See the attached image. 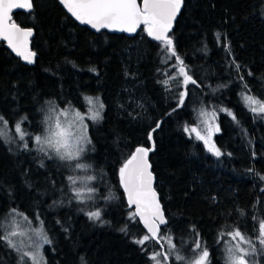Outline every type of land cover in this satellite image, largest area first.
Instances as JSON below:
<instances>
[{
    "label": "trees",
    "instance_id": "obj_1",
    "mask_svg": "<svg viewBox=\"0 0 264 264\" xmlns=\"http://www.w3.org/2000/svg\"><path fill=\"white\" fill-rule=\"evenodd\" d=\"M13 21L34 30L36 55L25 65L0 42V116L10 128L26 117L22 127L38 134L47 104L80 109L88 97L104 104L88 130L84 161L93 179L84 191L78 187L83 203L68 180L78 176L66 164L11 148L0 133V218L4 223L16 209L41 223L51 241L44 264H82V257L87 264H153L149 256L162 249L154 241L147 247L135 242L147 233L137 217L130 219L135 212L120 181V168L137 147L151 149L150 170L167 220L161 228L181 255L192 261L197 232L210 264H225V244L218 240L230 237L222 233L239 228L255 238L264 219V113H253L243 96L264 102V0H183L169 37L199 85L187 88L178 77L167 88L161 83L169 72L159 58L160 42L139 39L141 31L133 37L94 33L57 0H32V10L14 13ZM131 48H138L137 57L129 56ZM130 88L142 97L140 109L127 103ZM182 91L187 95L178 108ZM200 108L216 114L220 157L185 131ZM97 210L100 220L89 219ZM258 258L264 264V254ZM17 260L0 242V264ZM167 264L179 262L173 257Z\"/></svg>",
    "mask_w": 264,
    "mask_h": 264
},
{
    "label": "snow or ice",
    "instance_id": "obj_2",
    "mask_svg": "<svg viewBox=\"0 0 264 264\" xmlns=\"http://www.w3.org/2000/svg\"><path fill=\"white\" fill-rule=\"evenodd\" d=\"M61 3L65 5L68 12L77 21L81 24L91 25L97 31L102 28H108L134 33L138 27L143 25V31L149 37L161 42L162 50L168 54L167 59H171L172 57L176 59V64L172 67L176 69L177 75H169L161 83L167 88L171 81L177 80V76H182L185 88L189 84L199 86L197 81L189 75L187 66L175 51L173 40L168 35L172 27V21L180 11L183 0H143L142 7L138 5L137 0H61ZM31 7V0H22V2H19V0H0V36L27 63H33L32 58L36 55L27 46L28 38L32 35V31L30 29L24 30L18 27L16 23H8V21L11 20L9 13L13 8L31 9ZM225 48L226 51H230L227 45H225ZM162 63H167V60H162ZM236 69L239 71L240 65L237 64ZM240 79L243 80V77H240ZM186 95V91L180 92L177 104L178 108L184 105ZM244 99L249 103L250 110L253 113H264V102L258 101L251 96H245ZM87 102L89 105H94L90 109L91 114L89 119L92 121L99 120L104 104L100 102L99 97H96L95 100L88 97ZM173 111H176V109H173ZM220 111L228 112L229 115H232L233 120H235V116L229 110L220 109ZM201 114L209 115L203 112ZM210 115L214 122L216 118L215 112ZM25 119L27 118L22 117L21 120L17 121L14 128L19 139L24 141V149L29 150V144L25 141V136H28L29 139H32V137L22 127ZM205 123L208 124L206 135H202L195 127L191 129V132L196 133V139L203 141L209 152L216 157H220L222 155L220 149L212 142V125L208 121H205ZM0 124L7 127L8 121L3 116H0ZM79 125V129L75 133L63 129L59 123H57L55 129H45L43 133L34 137L35 143L38 146L36 150L44 153L45 156L51 159L53 157L49 155L48 151H45L47 148L54 153L56 158L60 161L69 162V167H74L75 169L88 167L80 162V158L86 151L85 145L90 144L91 141L87 136V125L82 122V118L79 121ZM159 126V123H157L156 127L158 128ZM73 127H75V124L70 125V128ZM185 131L188 132L189 129L185 127ZM215 131H219V128L217 127ZM149 139H152L151 132L149 133ZM150 151L151 149L145 147H137L120 168V181L124 191L127 193L129 206L135 205L136 207V211L131 215L130 219H135L136 216H139L140 221L143 222L148 230V234H145L135 242L143 247L149 246L153 241L156 244H160L162 250L153 252L149 256L153 264H167L173 257L179 264H193L192 261L181 255V251L177 248L173 237L162 231L161 226L166 228L167 220L156 197V193L152 189L153 177L148 162V153ZM87 179L92 180L93 177L89 176ZM261 179H264V177H261ZM68 180L71 186L77 184V180L73 176H69ZM72 191L75 198L83 203L81 189L72 187ZM87 191L92 193L95 192V189L88 188ZM11 212L14 214L11 219H14L15 215L23 216V213H19L16 209H12ZM87 215L89 219L100 220L101 211H91ZM241 215H243V212H241ZM23 218L26 221L28 220L27 217ZM31 231L35 235L36 240H33L32 244H28L25 239L27 233L20 225L9 224L5 226L3 218H0V242H3L8 248L16 252L18 257L17 264H29V261L31 264H42L43 256L39 252V248L41 247V243L39 242L43 244L51 243L42 225L37 229H31ZM121 231L126 232L127 226L122 228ZM224 235L230 237V242L222 241L221 239L218 240V243L224 242L225 244V264H255L253 257L258 253L264 254V219L259 221V228L254 239L243 233L239 228L222 233V236ZM27 239H31V237H27ZM162 241L166 242V249L165 244L161 243ZM197 250L198 258L195 259L194 264H210L208 259L210 255L209 251L202 244L198 232L196 233L193 251L197 252ZM81 261L82 264H87L83 257Z\"/></svg>",
    "mask_w": 264,
    "mask_h": 264
},
{
    "label": "rangeland",
    "instance_id": "obj_3",
    "mask_svg": "<svg viewBox=\"0 0 264 264\" xmlns=\"http://www.w3.org/2000/svg\"><path fill=\"white\" fill-rule=\"evenodd\" d=\"M140 33L141 34H140L139 39H143V36L146 37V35H147V33L143 31V27H142ZM157 50L159 52V56H160L159 58H160L161 63H162V60H167V63H162L164 65V69H165L164 73L168 74V72H169V75L176 76L177 75L176 69L172 67L173 65L176 64L175 57H172L171 59H167L168 54L162 50L161 42L159 44H157ZM128 53H129L130 57L131 56L137 57L139 50H138V48H131V49H129ZM126 55L128 57L127 51H126ZM124 58H125V55H124ZM177 77L179 78V80L181 82V87H184L183 77L182 76H177ZM130 81L132 82L133 80H130ZM130 89L131 90H128L129 98L127 100V103L132 104V106L135 107L136 109H140L142 97H139L136 90H134L132 88H130ZM247 96H250V95H247ZM244 97L245 96H243V98ZM91 98H93V100H95L94 97H91ZM244 102H245L246 106L248 108H250L249 103L246 102L245 99H244ZM93 107H94V105H89L87 100H86V103L84 104V107L80 108V109L70 107V106L58 107L55 104H47L46 108L44 109V113L42 115V128L38 134L43 133L45 131V129H47V128L55 129L57 123H59L63 129H67V130H70V131L75 133L79 129V126H80L79 121L82 118V122L87 125V136L89 138L88 130H89L90 125L94 124L100 120L99 119L97 121H92L91 119H89V116L91 114L90 109H92ZM202 112L207 113L209 115H202L201 114ZM77 113H79V115H77ZM211 113H213V112L208 110V109H204V108H200L197 110L194 124L188 126V129H189L188 133L190 135H192L195 139H196V133L191 132V129L195 127L197 129V131H199L202 135H206L207 134L206 129L208 127V124H206L205 121H208L209 123H211L212 128H213L212 142L214 143V136L218 132V131H215V129L218 127V123H217L216 118H215V121L213 122L212 116L210 115ZM101 114H102V111H101ZM72 124H75V127L70 128V125H72ZM0 133L2 134L5 141L7 142V144H9V146L11 148H14L16 150L24 149V147H23L24 141H21L19 139L18 135L15 133L14 125L10 128L9 126L5 127L3 124H0ZM38 134H35V135H38ZM35 135H31L32 139H28L27 138L28 136H25V141H27V142L30 141V145H32V146H29V149H31V150H36L38 147L35 143V140H34ZM199 141L204 145L203 141H201V140H199ZM89 145L90 144L85 145L86 151L83 153V155L80 158V162L88 166L84 169H75L74 167H69V162L60 161L58 158L55 157L54 153H52L47 148L45 149V151H48L49 155L53 157V158H51L52 160L66 164L70 168L72 173L77 174V176H78L77 187L82 188L83 191L85 190V188L87 187V184H88L87 173L89 170V165L87 163H85L84 156H85V153L87 152V150L89 149ZM204 147H205V145H204ZM39 153H41V152H39ZM209 153H211V152H209ZM41 154L44 155V153H41ZM45 157L48 158V156H45ZM13 215L14 214H12V212H10L6 216V218L4 220V225L5 226H8L9 224L20 225V227L26 231L27 237H31V239H27V237H26L25 238L26 242L28 244H32V241L36 240V237L33 234V232L31 231V229L39 228L41 226V223L38 220H36L35 222L31 221L24 213H23V216L15 215L14 219H11V217ZM23 217H27L28 220L27 221L24 220ZM228 241L230 242V238ZM37 242H39V241H37ZM39 243H41V247L39 248V252L43 256V249H44L45 245H47V244H43L42 242H39ZM161 243L165 244V249H166V247H167L166 242L162 241ZM157 245L159 246V248H161L160 244H157ZM224 247H225V245H224ZM224 247H223V251H224ZM193 248H194V244L192 246V249ZM33 250H35V249H33ZM223 255H224V259H225V253L224 252H223ZM258 255H259V253L255 257H253L255 264H261L260 260L258 258ZM193 256H194V258L192 259V262L194 264L195 259L198 258V250H197V252H193ZM29 264H31L30 261H29ZM42 264H44V256H43Z\"/></svg>",
    "mask_w": 264,
    "mask_h": 264
},
{
    "label": "water",
    "instance_id": "obj_4",
    "mask_svg": "<svg viewBox=\"0 0 264 264\" xmlns=\"http://www.w3.org/2000/svg\"><path fill=\"white\" fill-rule=\"evenodd\" d=\"M19 2H22V0H19ZM57 3L62 7V9L64 10V12H65V13H66L71 19H73L78 25L83 26V27L89 29L90 31H92V32H94V33H98V32L104 31V32H107V33H110V34H122V35H125V36H127V37H133V36L139 34V32L141 31V29H142V27H143V25H141L140 27L137 28L136 32H134V33H128V32H123V31H119V30H115V29H108V28H102V29H100L99 31H97L96 29L92 28L91 25L81 24L79 21H77V20L71 15V13L68 12V10H67V8L65 7V5L61 3V0H57ZM137 3H138L139 6H141V7L143 6V0H137ZM31 4H32V0H31ZM182 5H183V3H182ZM181 8H182V6H181ZM31 10H32V7H31V9H26V8H13V9L10 11V13H9V15L11 16V20H9L8 23H16L15 21H13V15H14V13L19 12V11H20V12H30ZM180 11H181V9H180ZM180 11L177 13L176 17H175L174 20L172 21V27H171V29L169 30V33H168L169 36H170V34H171L172 30H173L175 20H176L177 16L179 15ZM16 24H17L18 27H20V28H22V29H24V30H28V29H30V30L32 31V35L28 38V45H27V46H28V49H29L31 52H34V51L32 50V45H31V44H32V38L34 37V30H33L32 28H30V27H24V26H21V25L18 24V23H16ZM146 36H147V38H148L149 40L154 41V42H158V41L153 40V39H152L151 37H149L148 35H146ZM0 42H2V43L4 44V46H5V48H6V49H7V50H8V51H9L14 57L18 58L23 64L28 65V66H30V65L33 64V63H27L24 59H22L20 56H18L17 53H16L15 51H13V49L9 46L8 42H7L6 40L3 39L2 36H0ZM32 59H33V62H34V57H33ZM134 151H135V150H134ZM148 156H149V153H148ZM148 162H149V160H148ZM150 171H151V170H150ZM152 177H153V179H152V189L155 191V193H156V197H157V199H158V201H159V195H158V192H157V190H156V188H155V177H154V174H153V173H152ZM121 186H122V185H121ZM122 189H123V191H124L123 186H122ZM124 193H125V198H126L127 204L129 205L128 197H127V193H126L125 191H124ZM159 203H160V201H159ZM160 205H161V203H160ZM130 207L134 209V212L136 211V207H135V205H132V206H130ZM161 208H162V205H161ZM162 210H163V208H162ZM136 217H137V219L139 220V223H140L142 229H143L146 233H148L147 228L144 226L143 222L140 221V217H139V216H136Z\"/></svg>",
    "mask_w": 264,
    "mask_h": 264
}]
</instances>
